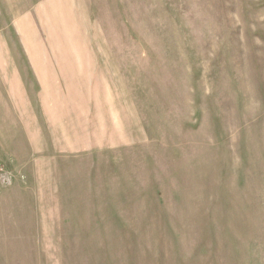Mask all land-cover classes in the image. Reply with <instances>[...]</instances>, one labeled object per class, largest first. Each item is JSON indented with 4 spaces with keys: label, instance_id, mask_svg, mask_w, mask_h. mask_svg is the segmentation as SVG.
<instances>
[{
    "label": "rangeland",
    "instance_id": "obj_1",
    "mask_svg": "<svg viewBox=\"0 0 264 264\" xmlns=\"http://www.w3.org/2000/svg\"><path fill=\"white\" fill-rule=\"evenodd\" d=\"M0 167V264H264V0H0Z\"/></svg>",
    "mask_w": 264,
    "mask_h": 264
},
{
    "label": "built area",
    "instance_id": "obj_2",
    "mask_svg": "<svg viewBox=\"0 0 264 264\" xmlns=\"http://www.w3.org/2000/svg\"><path fill=\"white\" fill-rule=\"evenodd\" d=\"M9 172L5 171L4 168L0 167V181H6L8 179Z\"/></svg>",
    "mask_w": 264,
    "mask_h": 264
},
{
    "label": "crops",
    "instance_id": "obj_3",
    "mask_svg": "<svg viewBox=\"0 0 264 264\" xmlns=\"http://www.w3.org/2000/svg\"><path fill=\"white\" fill-rule=\"evenodd\" d=\"M14 201L16 202L17 205H19V203H18V202H19L18 199H14ZM22 201H23V200H22ZM23 211H24V208H23V210H22L21 212H23ZM25 212H26V210H25L23 213H25Z\"/></svg>",
    "mask_w": 264,
    "mask_h": 264
}]
</instances>
